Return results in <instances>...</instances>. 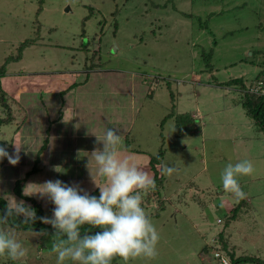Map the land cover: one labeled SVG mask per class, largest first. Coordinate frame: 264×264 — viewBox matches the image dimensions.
<instances>
[{"label":"rangeland","instance_id":"rangeland-1","mask_svg":"<svg viewBox=\"0 0 264 264\" xmlns=\"http://www.w3.org/2000/svg\"><path fill=\"white\" fill-rule=\"evenodd\" d=\"M42 4L0 0V68L32 39L21 59H11L7 65L6 75H18L25 81L20 84H31L33 89L30 80L52 72L86 75L92 84H86L90 89L83 93L85 101L98 108L108 96L115 99L132 87L138 91L132 98V114L124 115L122 125L113 121L107 127L118 108L106 107L105 116H112L101 127L92 125L93 139L108 128L122 135L128 127L127 143L142 158L157 159L164 152L157 165L163 177L160 191L144 194L142 205L160 235L158 256L127 264H221L215 255L226 257L221 237L236 256L258 260L239 264H264V129L241 103V82L249 89L264 70V0H44ZM133 73L134 88L133 82L120 81ZM6 93L15 118L20 106ZM82 112L88 115L87 110ZM6 115L0 98V119ZM9 125L0 123L6 149L12 137L13 124ZM5 129L9 131L4 138ZM6 159L0 162V201L5 204L6 197L23 200L15 190L19 177L25 179L23 193L26 185H38L27 169L39 165L35 157L16 166ZM245 159L256 171L239 178L247 193L239 205L224 192L221 173L227 164ZM164 166L176 171L165 175ZM30 197L37 204L23 201L36 215L39 208L43 217L52 216L50 202ZM14 230L27 255L19 261L3 256L0 264H57L52 245L66 237ZM112 264L125 261L116 257Z\"/></svg>","mask_w":264,"mask_h":264},{"label":"clouds","instance_id":"clouds-1","mask_svg":"<svg viewBox=\"0 0 264 264\" xmlns=\"http://www.w3.org/2000/svg\"><path fill=\"white\" fill-rule=\"evenodd\" d=\"M95 134V133H94ZM96 144H102L90 154L86 165L90 180L99 189V196L91 195L77 182L71 184L60 179L47 180L42 184H29L25 196H37L52 203L51 217H37L35 209L14 196L7 201L0 225H8L11 218H21L24 224L37 219L50 224L63 239L55 241L52 251L57 254V264L72 261L73 264H112L120 257L125 264L137 258L155 259L158 256L159 232L143 205V195L155 190L152 175L144 170L131 156H122L123 139L115 128H108L103 136L96 135ZM14 152L0 145V162L5 158L13 166L19 164L23 145L11 142ZM93 161L95 169H93ZM56 172H61L55 166ZM176 169L164 166L163 174L172 175ZM256 168L252 161L229 163L221 173L224 192L237 200L247 198L239 178L252 176ZM103 183L99 182V179ZM31 185H37L35 189ZM89 225L100 229L94 233L81 234V227ZM27 249L18 239L14 227H0V257L13 261L22 260Z\"/></svg>","mask_w":264,"mask_h":264},{"label":"crops","instance_id":"crops-1","mask_svg":"<svg viewBox=\"0 0 264 264\" xmlns=\"http://www.w3.org/2000/svg\"><path fill=\"white\" fill-rule=\"evenodd\" d=\"M59 73L64 74L52 72L50 75L44 76V74L36 80H30L35 83L32 84L33 89L30 88L31 84H20L25 81L18 78L19 76L16 74L3 77L2 87L10 94L11 99L20 106L17 109L19 112L14 114L15 118L9 123L10 125L13 124V129L11 130L12 134L9 135L12 136L11 141L7 142H17L24 146L21 151L20 163L28 160V157H35L36 161L38 160L39 165L36 166L34 171L32 168L27 169L28 172H31V177L35 176L34 183L39 185L47 180L60 179L69 184L77 182L82 188L91 193L98 188L92 183L88 174L84 175V168L88 170L86 165L91 156L90 153L97 147H102V144H96V137L93 139L91 132H95L96 127H92V125H100L101 127L103 123L110 119L112 114L105 116L104 113L108 106L112 109L113 107L118 108V113L114 115L116 116L115 120L108 121L107 127L112 125L113 121H116L118 126L122 125V121L125 119L124 115L126 114L128 118V114H132L130 113V107L133 106L132 98L137 95L138 91H133L132 87L130 90L127 88L120 97L114 99V97L108 96L107 101L100 102L101 107H90L91 105H88L85 101L87 99L86 95L83 94L88 93L85 92L89 88L86 84L88 83L87 85L90 86L92 84L89 76L71 72L70 74L65 72L66 75H60ZM134 76V73L129 76L130 80L123 76L120 81L135 84L137 79ZM135 86L136 84L133 88ZM100 87L101 85H99ZM129 98L131 99L129 100ZM83 109L88 111L87 116L82 112ZM99 110H101L100 114ZM96 120H99V124H96ZM85 122H88L89 125H86ZM114 127L117 126L114 125ZM104 128L106 127L104 126ZM128 130L127 127L122 131V139L126 142L122 144L121 153L133 157L144 170L154 177L155 173L149 163L150 160H145V158H142L143 155L137 152V149L129 147L127 141L130 133H128ZM6 131L9 130L5 129L3 131L4 138L8 136ZM7 150L13 153L14 145L11 143L9 147L7 146ZM5 162L9 163L7 159ZM28 162H30V159ZM77 165H79V170H76ZM55 166H59L61 172H56L54 170ZM92 166L95 169L94 161ZM22 177H19L20 180L24 179ZM99 182L103 183V180L99 179ZM52 207L55 206L52 204Z\"/></svg>","mask_w":264,"mask_h":264},{"label":"trees","instance_id":"trees-1","mask_svg":"<svg viewBox=\"0 0 264 264\" xmlns=\"http://www.w3.org/2000/svg\"><path fill=\"white\" fill-rule=\"evenodd\" d=\"M42 3H44V0H41V4ZM42 10H43L42 7L39 8L38 14H40ZM30 44H32V39H27L25 42H23L20 46L21 47L20 53H18V55L16 57L8 58L6 63L4 64V66H2L0 68V98L2 99V103L4 105V112L7 114L5 116V118L0 119V123H4V122L10 123L13 120V114L11 112L10 105L7 104V101L5 98V97H7V93H6L5 89L2 87L1 78H2V76H5L7 74V65L9 64L8 62L11 59H14V60L21 59L23 49H25ZM257 78H258V81H257L256 85H251L249 89H247L244 82H241V84H242L241 87L244 90V95L241 99V103H242L243 107H245V109H247L248 114L251 115L264 129V94L259 93V92H254L252 90L254 87L260 86V83H262V87L264 88V70L261 71L260 75ZM237 81H242V79H238ZM0 145L6 147L5 144H3V142L1 140H0ZM163 153H161V155H159L157 159H155L153 157V159L150 160L151 167L155 173L154 174V179H155V183H156V188L154 190L155 195L158 194L157 192L160 191L159 186L162 184V180H163V177H161V175L158 171V168H157V165L162 162L161 159L163 158V156H162ZM35 169H36V166L34 167L33 171ZM28 173L31 174V172H28ZM21 184H22V180L19 179L16 181L15 190H16L18 197H20L26 201L32 200L30 202L37 204L35 202L34 198L24 195V193L22 191ZM90 194L99 196V191L94 190ZM243 200H241V201L239 200V202H240L239 205L243 202ZM5 208H6V204L2 203V201H0V216L3 215ZM234 210H235V208H234ZM38 211H40V214H37V217H43L42 209L38 208ZM235 217H236V215L234 213V215H232V218H235ZM21 219H22V217L21 218H11L9 220L8 226H13V227H16L18 229H24V230L25 229L38 230V231L42 230V231H45L47 233H52V232L55 233V229L52 230L53 228L50 224H46L39 219H37L36 222L33 224L32 223L24 224ZM218 223H221V222H218ZM95 231H100V230L99 229H93L89 225H84L81 227V234L82 235L85 234L86 232L94 233ZM220 243H221V248H223L225 250L226 258H228V260L230 261V264H239L241 262H246L248 260L258 262V260L254 259L252 257L251 258L248 257L246 259V256H236L235 252L231 251L229 249V242L224 237H221Z\"/></svg>","mask_w":264,"mask_h":264},{"label":"built area","instance_id":"built-area-1","mask_svg":"<svg viewBox=\"0 0 264 264\" xmlns=\"http://www.w3.org/2000/svg\"><path fill=\"white\" fill-rule=\"evenodd\" d=\"M252 90H253L254 92H259V93L264 94V88L262 87V83H261L260 86H258V87H254ZM221 221H222L221 218H218V222H221ZM215 255H216V257L219 259L220 263H222V264H230V261L228 260V258L224 257V256L222 255V253H220V252H216Z\"/></svg>","mask_w":264,"mask_h":264}]
</instances>
